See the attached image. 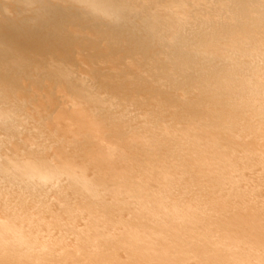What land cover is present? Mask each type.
<instances>
[{
    "label": "bare ground",
    "instance_id": "obj_1",
    "mask_svg": "<svg viewBox=\"0 0 264 264\" xmlns=\"http://www.w3.org/2000/svg\"><path fill=\"white\" fill-rule=\"evenodd\" d=\"M87 6L0 0V264H264V0Z\"/></svg>",
    "mask_w": 264,
    "mask_h": 264
},
{
    "label": "clouds",
    "instance_id": "obj_2",
    "mask_svg": "<svg viewBox=\"0 0 264 264\" xmlns=\"http://www.w3.org/2000/svg\"><path fill=\"white\" fill-rule=\"evenodd\" d=\"M55 8H62L67 10H75L82 14L83 16H87L90 18H95L93 13L90 12L87 6V0H54ZM44 11H51V7L44 6ZM111 18H105V20H111Z\"/></svg>",
    "mask_w": 264,
    "mask_h": 264
}]
</instances>
